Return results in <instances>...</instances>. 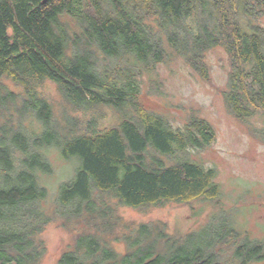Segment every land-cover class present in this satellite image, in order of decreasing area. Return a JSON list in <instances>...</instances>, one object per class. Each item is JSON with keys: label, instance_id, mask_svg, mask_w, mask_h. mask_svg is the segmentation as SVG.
Listing matches in <instances>:
<instances>
[{"label": "trees", "instance_id": "trees-1", "mask_svg": "<svg viewBox=\"0 0 264 264\" xmlns=\"http://www.w3.org/2000/svg\"><path fill=\"white\" fill-rule=\"evenodd\" d=\"M263 14L264 0H0V78L23 94L0 82V109L14 104L44 126L10 134L0 125V264H39L45 254L38 236L54 216L43 211L47 190L36 172H51L40 147L54 141L80 161L58 198L65 223L82 225L57 264H221L225 243L240 237L228 217L214 214L186 234L148 222L119 234L120 217L104 194L133 208L221 195L216 168L165 159L211 144L213 125L192 113L173 127L140 96L146 76L157 82L158 65L172 58L208 79L206 53L223 46L232 64L223 91L229 110L241 120L264 116ZM47 80L71 106H109L121 122L99 130L92 118L85 132L70 125L57 138L53 106L39 92ZM118 240L124 253L113 246ZM234 255L239 264H264V243H240Z\"/></svg>", "mask_w": 264, "mask_h": 264}, {"label": "rangeland", "instance_id": "rangeland-1", "mask_svg": "<svg viewBox=\"0 0 264 264\" xmlns=\"http://www.w3.org/2000/svg\"><path fill=\"white\" fill-rule=\"evenodd\" d=\"M257 22L264 27V14ZM206 62L209 66L208 79L203 78L183 58L167 60L158 65V74L155 73L153 78L158 83L151 82L146 76L140 98L148 109L162 115L173 127L184 125L192 113L213 125L215 139L211 144L201 149H190L179 158L165 159L167 164H173L180 158H189L206 167L216 168V182L221 186V195L211 200L166 202L143 208L123 205L112 194L105 193L104 196L120 217L117 226L119 234L131 230L129 223L142 222L163 223L168 233L186 234L210 223L214 214L228 217L240 237L225 243L221 264H239L234 254L240 243H264V116L256 114L241 120L229 110L223 91L228 87L232 64L223 46L210 49L206 53ZM0 82L15 92L19 99L23 95L22 87L7 77H1ZM39 92L53 106L50 129L58 131L60 128L61 131L71 125L76 127L73 132H85L88 130L86 124L92 118L96 119L94 127L99 130L121 122L122 116L109 106L89 111L71 106L52 81H45ZM31 120V115L27 112L21 115L14 104L0 109L1 128L10 134L21 125L38 130L44 128L37 121L32 125ZM59 131L57 138L62 137ZM56 143L40 147V150L44 148L42 151L51 164V172H36L40 186L47 190V197L42 202L43 211L45 207L47 214L54 216L38 236L42 248L45 247L39 264H57L64 250L74 243V235L82 226L75 220L65 223L62 215L65 207L58 198L61 185L74 177L80 161L74 156L66 158ZM113 246L121 253L126 250V244L121 240L113 241Z\"/></svg>", "mask_w": 264, "mask_h": 264}]
</instances>
